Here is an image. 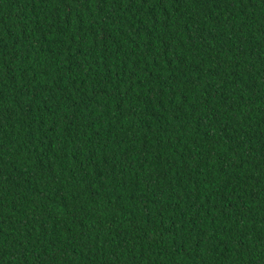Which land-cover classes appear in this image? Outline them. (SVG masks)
Masks as SVG:
<instances>
[{"label": "trees", "instance_id": "1", "mask_svg": "<svg viewBox=\"0 0 264 264\" xmlns=\"http://www.w3.org/2000/svg\"><path fill=\"white\" fill-rule=\"evenodd\" d=\"M0 264H264V0H0Z\"/></svg>", "mask_w": 264, "mask_h": 264}]
</instances>
